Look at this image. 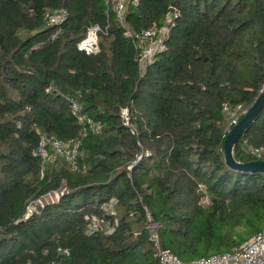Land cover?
<instances>
[{
  "label": "trees",
  "instance_id": "trees-1",
  "mask_svg": "<svg viewBox=\"0 0 264 264\" xmlns=\"http://www.w3.org/2000/svg\"><path fill=\"white\" fill-rule=\"evenodd\" d=\"M172 7L166 50L140 73L127 32L160 28ZM59 8L65 21L48 25ZM263 88L264 0H137L122 23L104 0H0V264H158L147 215L183 261L237 249L264 230V174L226 166L222 105L249 108ZM70 100L100 133H83ZM42 136L77 143V168L34 157ZM242 140L264 146V106L233 150L264 160ZM92 215L117 224L88 233Z\"/></svg>",
  "mask_w": 264,
  "mask_h": 264
},
{
  "label": "built area",
  "instance_id": "built-area-1",
  "mask_svg": "<svg viewBox=\"0 0 264 264\" xmlns=\"http://www.w3.org/2000/svg\"><path fill=\"white\" fill-rule=\"evenodd\" d=\"M108 10L115 13L120 23L123 22L129 3L136 4L137 0H104ZM67 16V12L63 8H59L46 15L47 24L50 26H59L62 24ZM178 17L177 10L170 8L169 12L164 16V24L160 28L152 27L147 30H143L140 33L129 36H134L133 41L135 49L138 51L137 62L140 73H143L145 69L151 65L155 56L166 50L165 39L168 37L170 30L175 26L176 19ZM100 28L97 25L91 26L87 29L85 35L77 43V49L85 52L86 54L96 53L98 50V33ZM70 110L79 124L82 125L83 133L92 132L98 134L101 131L102 125L100 121L92 119V117L83 113L82 107L70 100ZM248 108L241 104L235 106H229L224 103L222 105V112L227 119V131L237 123V121L247 112ZM120 116L123 124L133 132V127L130 125L129 112L127 108L120 109ZM242 148L244 152L250 156L260 158L264 155V146H254L249 144L246 140H242ZM78 152V144L74 143L70 145L62 140L54 137L42 136L40 137L38 146L32 151V155L41 160V163H45L55 156L63 157L70 165L72 170L77 168L76 166V154ZM202 188V186H199ZM58 196V193H55ZM58 198V197H57ZM39 205L42 201L37 200ZM111 215H114V211H109ZM32 209L28 207L26 217L30 215ZM146 229L149 231V241L152 246L155 257L158 264H264V230L256 233L249 240L241 244L237 249L232 252H223L214 254L208 257L196 258L189 261H183L172 254L170 251L163 250L158 234L156 232L157 225L153 222L149 215H147ZM89 222L87 227L88 233H93L97 230H103L106 233H111L113 227L117 224L114 219L113 225H108L104 218L97 216H85ZM58 254L69 255V251L63 248H57ZM27 264H33L28 262ZM46 264H53L48 262Z\"/></svg>",
  "mask_w": 264,
  "mask_h": 264
},
{
  "label": "water",
  "instance_id": "water-1",
  "mask_svg": "<svg viewBox=\"0 0 264 264\" xmlns=\"http://www.w3.org/2000/svg\"><path fill=\"white\" fill-rule=\"evenodd\" d=\"M264 106V88L260 91L247 112L226 133L223 140V155L226 166L240 172H258L264 174V160L238 162L235 160L233 150L242 137L244 131L254 122L258 113ZM166 250L165 246H162Z\"/></svg>",
  "mask_w": 264,
  "mask_h": 264
},
{
  "label": "rangeland",
  "instance_id": "rangeland-1",
  "mask_svg": "<svg viewBox=\"0 0 264 264\" xmlns=\"http://www.w3.org/2000/svg\"><path fill=\"white\" fill-rule=\"evenodd\" d=\"M55 193L56 192L50 194L47 198L42 200V203L55 201L57 199V197H58ZM114 203H115V200L114 199H110L109 203L107 205H104V207L106 209H108L109 211H114L113 208H112ZM36 204H38V203L36 202ZM32 206H36V205L35 204H31L30 209H32Z\"/></svg>",
  "mask_w": 264,
  "mask_h": 264
}]
</instances>
